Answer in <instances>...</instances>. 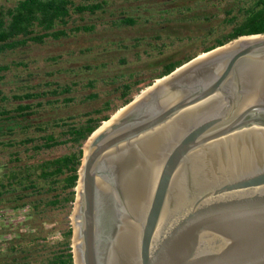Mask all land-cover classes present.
<instances>
[{
    "label": "water",
    "instance_id": "95a60500",
    "mask_svg": "<svg viewBox=\"0 0 264 264\" xmlns=\"http://www.w3.org/2000/svg\"><path fill=\"white\" fill-rule=\"evenodd\" d=\"M259 68H264V33L240 36L156 79L91 134L75 188V264H121L107 259L118 225L115 204L108 209L101 184L115 183L108 155L198 105L208 106L205 114L164 144L134 264H264V163L200 188L189 183L177 208L171 198L174 181L193 154L242 131H264V75L255 78L253 92L247 84V72Z\"/></svg>",
    "mask_w": 264,
    "mask_h": 264
},
{
    "label": "trees",
    "instance_id": "16d2710c",
    "mask_svg": "<svg viewBox=\"0 0 264 264\" xmlns=\"http://www.w3.org/2000/svg\"><path fill=\"white\" fill-rule=\"evenodd\" d=\"M197 2L165 0L167 6L154 11L148 3L117 11L109 10L112 0H18L13 6L0 7V54L96 29L95 22L77 25L76 17L111 28L173 23L197 26L217 17L213 12H197ZM226 5L222 22L203 33L174 37L160 31L128 44L118 38L102 49L100 46L101 53H108L109 46L137 50L139 59L147 57L141 68L107 72L105 68L115 62L96 61L82 66L86 77L80 83L49 81L47 88L32 91L27 87L14 93L13 99L20 102L13 108L0 104V209L22 211L19 217L0 222V264H75L73 227H62L59 216L69 215L76 200L83 146L104 121L156 79L240 36L264 33V0H229ZM176 43L191 50L184 56H172L171 47ZM118 61L123 66L129 63L125 57ZM8 70L10 65L0 63V80ZM78 86L91 89L83 101L95 103L83 112L69 113L76 99L70 94ZM41 112L45 117L31 120ZM62 145L68 147L67 152L41 156ZM49 224L54 226L49 228ZM57 231L62 238L53 241L49 236Z\"/></svg>",
    "mask_w": 264,
    "mask_h": 264
},
{
    "label": "bare ground",
    "instance_id": "6f19581e",
    "mask_svg": "<svg viewBox=\"0 0 264 264\" xmlns=\"http://www.w3.org/2000/svg\"><path fill=\"white\" fill-rule=\"evenodd\" d=\"M247 73L250 76L247 84L251 93L255 89V78L264 75V68L252 69ZM207 107H193L180 120L172 121L153 134L146 135L132 145L122 146L108 155L107 160L115 173V183L103 180L101 184L108 197V209L114 203L117 209L115 219H118L115 233L108 242V262L134 264L137 260L140 224L155 182L164 144L196 116L205 114ZM263 163V130H246L213 142L193 154L186 168L180 171L173 184L172 207L177 208L183 202L189 183L200 188L241 168Z\"/></svg>",
    "mask_w": 264,
    "mask_h": 264
},
{
    "label": "rangeland",
    "instance_id": "374dc122",
    "mask_svg": "<svg viewBox=\"0 0 264 264\" xmlns=\"http://www.w3.org/2000/svg\"><path fill=\"white\" fill-rule=\"evenodd\" d=\"M18 0H0V7L6 6L10 7L16 4ZM165 0H112L111 7L109 10L117 11L121 9H126L128 7H135L137 5H142L148 3L149 8L156 10L161 9L167 5H163ZM181 3L185 0H180ZM198 1L195 4L194 9L197 12H213L217 15L212 21H203L198 22L197 26H191L190 24H168L162 25H150V26H128L123 28H111L109 25H104L98 23L95 20H79L77 19V25L87 24L88 22H95L96 29L94 31L85 32H74L70 34L69 37H62L59 40H54L52 38L48 39L45 43L42 44H29L26 47L18 48L14 51H8L6 53L0 54V63L10 65V70L6 71L5 77L0 80V104H5L7 108L15 107L20 101L13 99V94L16 92H21L22 89H27L30 87L32 91L41 90L47 88V82L49 81H58L61 84L77 82L80 83L83 81V78L86 77L85 71H83L82 66L85 64L97 63L100 60L115 62L110 64L108 68H105L107 72H117V71H126L129 69L141 68L147 63L146 59H139L136 56L137 50L135 49H125L118 48L115 46H109L110 51L107 53L103 50V53L99 51L101 46H104L109 42V40H115L121 38L127 44L132 42L136 37H141L142 35H150L160 33L163 31L167 34H171L174 37L183 36L186 33L192 32L203 33L205 30L210 29L212 26H218L222 22L225 12V8L229 0H193ZM199 3V4H198ZM207 10V11H206ZM116 11V12H117ZM141 12V11H140ZM109 14V13H108ZM194 21V20H193ZM193 24V23H191ZM71 26V25H70ZM164 28V29H162ZM181 45L176 43L171 47L172 56H184L190 51L189 47L181 49ZM90 49L91 51H87ZM187 50V51H186ZM125 57L129 60V63L125 66L119 64V59ZM97 61V62H96ZM17 62H21L18 64ZM75 69V71H71ZM74 91L76 99L74 100V105L69 109V113H79L91 108L95 102H84L83 98L86 94L90 93L91 89L89 88H80ZM34 89V90H33ZM139 95V94H138ZM4 96H7L6 99ZM137 96V95H136ZM135 96V97H136ZM134 97V98H135ZM61 111V109H59ZM64 111V108H63ZM118 111V110H117ZM116 111V112H117ZM115 112V113H116ZM115 113L112 115L114 116ZM111 116V117H112ZM45 117L44 112H41L37 115L31 117L32 121H35V118ZM68 151L66 145H62L54 151L44 152L41 156H50L58 155ZM4 157V155H1ZM2 160V159H1ZM75 204L73 205L71 212L66 216L61 217L62 227L67 225H74L73 221V212ZM22 212L11 210L8 207L0 209V222L5 220V218H15L19 217ZM56 223H54L55 225ZM49 224L48 227L54 226ZM58 226V225H57ZM1 232V227H0ZM4 237L8 235L4 234ZM3 236V235H2ZM53 241L61 239L60 232L53 233L49 236ZM1 239V237H0ZM73 247V239H72Z\"/></svg>",
    "mask_w": 264,
    "mask_h": 264
},
{
    "label": "built area",
    "instance_id": "2783aa9c",
    "mask_svg": "<svg viewBox=\"0 0 264 264\" xmlns=\"http://www.w3.org/2000/svg\"><path fill=\"white\" fill-rule=\"evenodd\" d=\"M18 211H20V210H18ZM21 213V212H20Z\"/></svg>",
    "mask_w": 264,
    "mask_h": 264
}]
</instances>
